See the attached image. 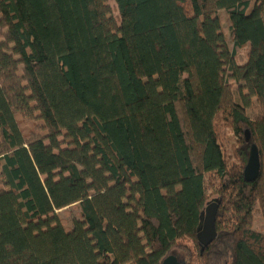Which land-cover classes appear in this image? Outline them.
I'll use <instances>...</instances> for the list:
<instances>
[{"label":"trees","instance_id":"16d2710c","mask_svg":"<svg viewBox=\"0 0 264 264\" xmlns=\"http://www.w3.org/2000/svg\"><path fill=\"white\" fill-rule=\"evenodd\" d=\"M113 1L0 0V264H264V0Z\"/></svg>","mask_w":264,"mask_h":264},{"label":"water","instance_id":"95a60500","mask_svg":"<svg viewBox=\"0 0 264 264\" xmlns=\"http://www.w3.org/2000/svg\"><path fill=\"white\" fill-rule=\"evenodd\" d=\"M246 139L250 141L249 131H246ZM262 169V161L259 148L252 144L249 152L247 164L244 169V177L248 182H254L258 179ZM221 198H214L208 202L206 208L201 212L200 222L197 229V239L205 250L218 236L217 217ZM162 264H183L179 257L173 253L167 256Z\"/></svg>","mask_w":264,"mask_h":264},{"label":"rangeland","instance_id":"374dc122","mask_svg":"<svg viewBox=\"0 0 264 264\" xmlns=\"http://www.w3.org/2000/svg\"><path fill=\"white\" fill-rule=\"evenodd\" d=\"M109 1H110L111 6L114 8L115 15H118V11L116 9V3L113 0H109ZM228 26H229L228 22L225 21L224 22L225 31L227 34L229 45L232 48L233 47V41H232L230 30H229ZM247 51H248V48H244V50L241 52V55L237 57V61L239 63H243L247 60ZM260 111H261V107L257 104V105H255L254 110L251 112L258 113ZM28 125L29 124H25L26 127ZM219 132H220V137H221L223 146L227 152V155L229 156L230 160L233 161L234 160V152L240 146L239 137L236 136L232 127L227 126V125H224V126L221 125ZM208 194L210 195V199L208 200V202L214 198H220L219 194L212 191V188L208 189ZM58 212L62 218L66 219L69 222L70 226L73 225L74 219L80 218L79 209L77 207L70 206V207H67L65 209L59 210ZM253 226L255 228H258V229L263 228L264 227V219L262 217H260L259 215L256 216L254 219ZM188 243H189L190 247H192V243L189 241H188ZM178 253L182 257L185 256V252L179 251Z\"/></svg>","mask_w":264,"mask_h":264}]
</instances>
